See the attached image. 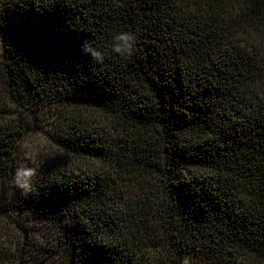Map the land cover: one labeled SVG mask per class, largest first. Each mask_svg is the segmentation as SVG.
Returning <instances> with one entry per match:
<instances>
[{
  "label": "trees",
  "instance_id": "trees-1",
  "mask_svg": "<svg viewBox=\"0 0 264 264\" xmlns=\"http://www.w3.org/2000/svg\"><path fill=\"white\" fill-rule=\"evenodd\" d=\"M0 35V264H264V0H0Z\"/></svg>",
  "mask_w": 264,
  "mask_h": 264
},
{
  "label": "clouds",
  "instance_id": "clouds-1",
  "mask_svg": "<svg viewBox=\"0 0 264 264\" xmlns=\"http://www.w3.org/2000/svg\"><path fill=\"white\" fill-rule=\"evenodd\" d=\"M138 43L137 34L134 31H119L113 34L111 49L114 53L122 57H130ZM81 51L87 55L92 56L97 62H103V54L91 46V44L85 41L81 45ZM21 150H24V145H20ZM26 158L27 153H25ZM39 171L34 166H29L27 163H21L16 167L11 183L14 187L21 189L25 195H30L33 192V182L38 177Z\"/></svg>",
  "mask_w": 264,
  "mask_h": 264
},
{
  "label": "rangeland",
  "instance_id": "rangeland-1",
  "mask_svg": "<svg viewBox=\"0 0 264 264\" xmlns=\"http://www.w3.org/2000/svg\"><path fill=\"white\" fill-rule=\"evenodd\" d=\"M1 49H2V38H1V35H0V53H1ZM1 65V63H0ZM0 90H1V87H0ZM0 94L1 91H0ZM2 99V100H1ZM3 101V98L2 96H0V102ZM42 116H44V114H41V118ZM46 120L47 119H53V116H48V113H46ZM95 117V115H94ZM44 120V118H42ZM41 122V121H40ZM42 124V123H41ZM45 124H42V128H44ZM97 126H99L97 124ZM45 143H49V138L48 137H45V134L42 133L41 130H38L37 132L31 134L30 136L24 138L21 142H20V145L23 144L24 145V150H21V147L19 145V151H18V155L19 157H21V155H23L25 158H26V155L25 153H27V159L28 160H24L23 162H27V164H34V163H37L43 155H45L46 153H48V149H49V145L44 149V144ZM54 153V152H53ZM8 221V219H7ZM5 222L4 221H1L0 222V248H6L8 246V243L10 242V240L7 241V238H6V235L3 233V229H2V225H4ZM47 229L45 228V231ZM14 235H16L15 232H13ZM13 234L11 235L13 237ZM59 252L61 253H58V255H56L54 258L51 259V261H49L48 263L46 264H66V260H65V254H63L62 252V249H58Z\"/></svg>",
  "mask_w": 264,
  "mask_h": 264
}]
</instances>
